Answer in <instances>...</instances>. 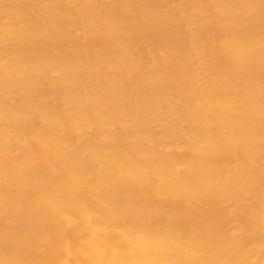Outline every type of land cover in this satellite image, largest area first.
I'll use <instances>...</instances> for the list:
<instances>
[{
	"label": "bare ground",
	"instance_id": "obj_1",
	"mask_svg": "<svg viewBox=\"0 0 264 264\" xmlns=\"http://www.w3.org/2000/svg\"><path fill=\"white\" fill-rule=\"evenodd\" d=\"M177 1L0 0V264H264V0Z\"/></svg>",
	"mask_w": 264,
	"mask_h": 264
},
{
	"label": "rangeland",
	"instance_id": "obj_2",
	"mask_svg": "<svg viewBox=\"0 0 264 264\" xmlns=\"http://www.w3.org/2000/svg\"><path fill=\"white\" fill-rule=\"evenodd\" d=\"M178 1L177 0H170V4L172 5H177ZM219 61L220 63L222 64H225L226 63V58L224 57L223 53H220V57H219ZM171 144H176V146H178V142H173ZM35 156L38 157L39 156V152L38 153H35ZM38 159V158H36ZM45 187V184H40L39 187H38V192L40 194H44L41 192V190ZM37 193V191H36ZM229 210L228 208L226 207H223L222 205H217L216 206V209L211 213L210 215V218L207 222L205 223H200L198 222L199 226L201 227H208V226H213L215 228H222V226L225 225L224 223V214L226 213V211ZM206 209H203L199 212L198 216H197V220H201L202 216H204L206 214ZM28 213L27 212H24V213H21V214H17V215H12V217H16V218H19L23 215H27ZM55 217H51L49 215V213H45L43 218H42V222L44 223L45 226H52L53 223H55ZM240 222H242V220H239ZM228 229H226L228 233H230V229H229V226H227Z\"/></svg>",
	"mask_w": 264,
	"mask_h": 264
}]
</instances>
